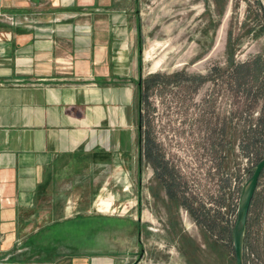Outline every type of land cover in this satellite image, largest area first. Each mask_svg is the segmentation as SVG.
Masks as SVG:
<instances>
[{"label": "rangeland", "instance_id": "1", "mask_svg": "<svg viewBox=\"0 0 264 264\" xmlns=\"http://www.w3.org/2000/svg\"><path fill=\"white\" fill-rule=\"evenodd\" d=\"M134 10L135 140L130 158L96 167L89 214L129 264H237L241 200L264 159V0H136ZM140 118L151 133L141 146ZM243 262L264 264V171Z\"/></svg>", "mask_w": 264, "mask_h": 264}, {"label": "crops", "instance_id": "2", "mask_svg": "<svg viewBox=\"0 0 264 264\" xmlns=\"http://www.w3.org/2000/svg\"><path fill=\"white\" fill-rule=\"evenodd\" d=\"M135 5L0 0V264H129L89 213L135 140Z\"/></svg>", "mask_w": 264, "mask_h": 264}, {"label": "water", "instance_id": "3", "mask_svg": "<svg viewBox=\"0 0 264 264\" xmlns=\"http://www.w3.org/2000/svg\"><path fill=\"white\" fill-rule=\"evenodd\" d=\"M264 171V159L257 165L256 170L251 178L250 183L244 191L243 198L240 204V211L238 221L234 230V249L237 264H244L243 262V238L247 224L249 211L251 208L252 200L254 198L256 189L259 184V179Z\"/></svg>", "mask_w": 264, "mask_h": 264}, {"label": "trees", "instance_id": "4", "mask_svg": "<svg viewBox=\"0 0 264 264\" xmlns=\"http://www.w3.org/2000/svg\"><path fill=\"white\" fill-rule=\"evenodd\" d=\"M150 83H152V81H146V82H142L141 83V86H142V84H150ZM140 99H141V93H140ZM141 117V116H140ZM256 121H258V123H261L262 124V122H263V117H261V116H259V118L256 120ZM139 131H138V136H139V145L141 144V142H142V138H143V136L146 134V136L148 137V139L150 140V136H151V133H150V131H148V132H145V133H143V131H142V129H143V125H142V119L140 118V123H139ZM254 132V131H253ZM248 135V134H247ZM141 146V145H140ZM257 190V189H256ZM255 195H256V192H255ZM255 195H254V198H253V200H252V204H251V208H250V211H249V215H250V212H251V209H252V206H253V203H254V199H255ZM247 224H248V219H247ZM247 224H246V226H247ZM248 232V231H247Z\"/></svg>", "mask_w": 264, "mask_h": 264}]
</instances>
